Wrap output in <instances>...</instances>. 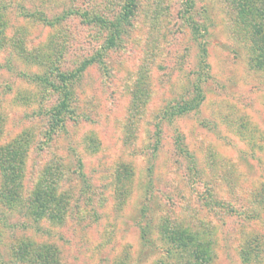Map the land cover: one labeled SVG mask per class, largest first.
Masks as SVG:
<instances>
[{
  "label": "rangeland",
  "instance_id": "obj_1",
  "mask_svg": "<svg viewBox=\"0 0 264 264\" xmlns=\"http://www.w3.org/2000/svg\"><path fill=\"white\" fill-rule=\"evenodd\" d=\"M130 1L0 0V147L22 161L0 264H264V72L231 0Z\"/></svg>",
  "mask_w": 264,
  "mask_h": 264
},
{
  "label": "trees",
  "instance_id": "obj_2",
  "mask_svg": "<svg viewBox=\"0 0 264 264\" xmlns=\"http://www.w3.org/2000/svg\"><path fill=\"white\" fill-rule=\"evenodd\" d=\"M132 2L134 1L131 0L130 3ZM231 4L236 12V21L243 27L246 36L250 61L254 67L264 72V0H231ZM132 5L134 6L133 3ZM124 20L126 18L122 19V21ZM117 25L119 28L120 23ZM116 32L118 33V29ZM114 38L115 33L109 40L110 44H114ZM89 65L90 61L84 62L78 72L84 71ZM74 74L76 73L69 75L58 73L61 80L59 82L62 93V102L60 103L58 115H61L68 108L69 89L67 79ZM38 79L45 80L42 77H38ZM21 168L22 161H20L17 152L13 149L0 147V169L5 171L6 174L19 176ZM34 257V261H39L42 264H58L54 260L56 258L54 252H50L49 249H46L44 253L39 252Z\"/></svg>",
  "mask_w": 264,
  "mask_h": 264
}]
</instances>
